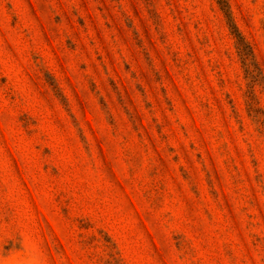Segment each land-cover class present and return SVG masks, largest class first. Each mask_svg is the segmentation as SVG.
Segmentation results:
<instances>
[{
	"label": "rangeland",
	"instance_id": "rangeland-1",
	"mask_svg": "<svg viewBox=\"0 0 264 264\" xmlns=\"http://www.w3.org/2000/svg\"><path fill=\"white\" fill-rule=\"evenodd\" d=\"M226 2L246 45L218 0H0V264H264V0Z\"/></svg>",
	"mask_w": 264,
	"mask_h": 264
},
{
	"label": "trees",
	"instance_id": "trees-1",
	"mask_svg": "<svg viewBox=\"0 0 264 264\" xmlns=\"http://www.w3.org/2000/svg\"><path fill=\"white\" fill-rule=\"evenodd\" d=\"M218 2L222 5V8L224 9V13H225V15H226V17H227L228 23H229V24L231 25V27H232V33L234 34V36L237 38V40H238L239 42H243V43H245V42H244V38H243L241 32L238 30V28L236 27L235 23L233 22V19H232V17H231V13H230V11H229V7H228V5H227L226 0H218ZM245 45H246V43H245ZM247 46H248V45H247ZM251 53H252V51H250V49H249V51L244 52V55H245V54H249V55H250Z\"/></svg>",
	"mask_w": 264,
	"mask_h": 264
}]
</instances>
